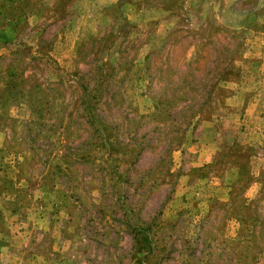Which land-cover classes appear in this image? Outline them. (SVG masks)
<instances>
[{
  "label": "rangeland",
  "instance_id": "1",
  "mask_svg": "<svg viewBox=\"0 0 264 264\" xmlns=\"http://www.w3.org/2000/svg\"><path fill=\"white\" fill-rule=\"evenodd\" d=\"M263 2L0 1V264H264V207L204 138Z\"/></svg>",
  "mask_w": 264,
  "mask_h": 264
},
{
  "label": "crops",
  "instance_id": "2",
  "mask_svg": "<svg viewBox=\"0 0 264 264\" xmlns=\"http://www.w3.org/2000/svg\"><path fill=\"white\" fill-rule=\"evenodd\" d=\"M261 34L262 40L257 43L259 52L255 55L258 57H254L257 60L251 66L253 69L248 70L257 77L254 82H243L239 86L236 109L215 124L207 125L204 138L214 144L222 140L221 148L213 144L210 149L213 154L219 150L222 153L223 190L227 189L228 195L233 197L235 187H238L241 200H249L254 206L258 202L259 207H264V29ZM250 92L254 95L253 100L246 98ZM242 110L245 115L242 123L237 125L234 117Z\"/></svg>",
  "mask_w": 264,
  "mask_h": 264
},
{
  "label": "trees",
  "instance_id": "3",
  "mask_svg": "<svg viewBox=\"0 0 264 264\" xmlns=\"http://www.w3.org/2000/svg\"><path fill=\"white\" fill-rule=\"evenodd\" d=\"M0 1H2V0H0ZM257 14H261L264 16V2L262 3V7L260 8V10Z\"/></svg>",
  "mask_w": 264,
  "mask_h": 264
}]
</instances>
